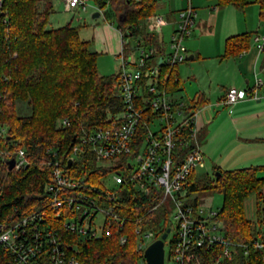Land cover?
<instances>
[{"label":"built area","instance_id":"built-area-1","mask_svg":"<svg viewBox=\"0 0 264 264\" xmlns=\"http://www.w3.org/2000/svg\"><path fill=\"white\" fill-rule=\"evenodd\" d=\"M61 2L66 10L75 11L85 10L89 0ZM196 16L189 5L177 13L173 24L160 13L145 17L141 26L157 36L156 43L142 35L125 36L120 30V65L115 80L119 110L109 115L105 125L74 136L65 165L57 151L48 150L50 181L44 186L45 203L26 215L0 222V264H84L70 253L73 246L64 242L65 234L76 242L116 234L124 244L125 224L132 217L129 211L141 207L150 212L161 206L167 219L157 230L144 227L140 213L133 217L139 264H148L145 250L167 229L162 240L163 264L166 259L172 264H202V250L211 252L215 264L232 259L235 247L224 237L216 217L218 209L189 201L188 178L196 167L204 166L195 125L197 109L192 107L193 100L186 102L178 90L167 85L170 73L186 61L185 41L194 30ZM169 24L173 30L164 42L161 33ZM253 43L259 51L264 50V35H254ZM263 84L255 75L248 90L228 88L222 103L257 99ZM62 124L69 125L67 120ZM5 133L6 126L0 124V140ZM10 158H14V169L28 163L22 148L11 152L0 146V159L7 164ZM78 164L90 168L81 172ZM91 172L96 173L95 178L90 177ZM136 197L139 202L132 207L131 198ZM170 231L173 235L166 258ZM256 246L260 248L261 243Z\"/></svg>","mask_w":264,"mask_h":264},{"label":"trees","instance_id":"trees-1","mask_svg":"<svg viewBox=\"0 0 264 264\" xmlns=\"http://www.w3.org/2000/svg\"><path fill=\"white\" fill-rule=\"evenodd\" d=\"M92 1L125 36L142 35L149 42H157V36L141 26L145 17L155 13L156 0ZM213 1L217 6L237 8L253 1L264 17V0ZM52 11L51 0H2L0 5V124L6 126L0 146L11 152L22 148L28 162L20 169L8 170L0 159V222L26 215L45 203L44 186L50 181L48 150L57 151V158L65 165L74 136L105 125L109 115L121 106L115 94L117 73H99L98 54L89 49L90 42L80 37L76 27H48ZM251 38L249 32L228 38L226 53L245 50ZM167 85L173 91L180 90L176 71L170 73ZM192 107L197 108L194 100ZM63 120L69 125H63ZM80 165L81 172L90 168L89 164ZM89 174L96 176L95 172ZM213 174L212 182L197 176L195 170L188 184L190 191L214 189L222 194L216 217L235 250L231 260L216 264H264V165L233 170L215 167ZM250 195H254L256 220L245 212V199ZM136 198H131L132 207L139 202ZM130 211L124 244L116 234L82 242L65 234L64 242L73 246L70 253L84 264H139L133 217L140 213L144 227L157 230L166 222L167 212L162 206L150 212L141 207ZM201 253L202 264H215L211 252Z\"/></svg>","mask_w":264,"mask_h":264},{"label":"crops","instance_id":"crops-1","mask_svg":"<svg viewBox=\"0 0 264 264\" xmlns=\"http://www.w3.org/2000/svg\"><path fill=\"white\" fill-rule=\"evenodd\" d=\"M189 5L197 15L194 30L185 41L188 55L193 58L176 67L180 85L177 94L183 97L182 92L188 98L189 92L190 100L197 105L195 125L203 167L208 166L213 171L215 167L233 170L264 165V84L258 90L257 99H244L230 105L222 103L228 88L248 90L255 75L264 82V50L259 51L253 43L254 35H264V17L260 16L259 5L252 1L237 8L217 6L213 0H156L155 13L163 14L173 24L177 13ZM172 24L164 27L167 40ZM96 31L105 52L118 59L121 33L116 23L105 19ZM246 32L252 36L249 46L228 55L226 40ZM161 38L167 41L163 31Z\"/></svg>","mask_w":264,"mask_h":264},{"label":"rangeland","instance_id":"rangeland-1","mask_svg":"<svg viewBox=\"0 0 264 264\" xmlns=\"http://www.w3.org/2000/svg\"><path fill=\"white\" fill-rule=\"evenodd\" d=\"M52 1V12L48 18V27L57 28L62 27L67 24H70L73 27H76L79 31V35L83 40L90 42L89 49L98 54L97 56V68L101 75H113L116 73L117 68L120 65L119 59H116L111 53L105 52V48L102 46L103 42L99 33L96 29L105 23V18L102 13L100 17L93 19L92 13L97 11L94 7L92 0H89L87 3V9H77L75 11L66 10L64 4L61 0H51ZM165 38L167 40V29H163ZM165 40V41H166ZM115 43L117 42L114 40ZM195 65V64H194ZM189 84H187V87ZM188 92V91H187ZM184 94V93H183ZM181 92V95L184 97L186 102H189L191 99L190 93L188 92V98ZM186 97V98H185ZM263 174V173H262ZM196 175L200 176L203 179H210L212 182L215 177L212 169H209L208 166L205 167H196ZM189 201H196L198 205L204 207H211L213 210H217L222 205V194L214 189L204 190V191H191L189 195ZM245 212L246 216L249 219L256 220V212L254 205V195H250L245 199ZM264 228V225H263ZM173 235V231H170L166 239L165 245V256L168 255V243ZM165 264H172L166 259Z\"/></svg>","mask_w":264,"mask_h":264},{"label":"water","instance_id":"water-1","mask_svg":"<svg viewBox=\"0 0 264 264\" xmlns=\"http://www.w3.org/2000/svg\"><path fill=\"white\" fill-rule=\"evenodd\" d=\"M100 11H95L93 13L92 17L96 18L100 16ZM193 55H187L186 60L192 59ZM72 162V159L70 158L68 160V164ZM8 170H12L14 167V158H10L7 161ZM162 234L161 239L156 240L151 245L147 247L145 250V258L148 264H163V239H165L167 232Z\"/></svg>","mask_w":264,"mask_h":264}]
</instances>
